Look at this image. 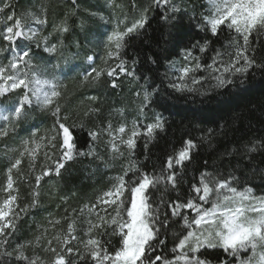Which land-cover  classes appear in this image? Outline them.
Instances as JSON below:
<instances>
[{
	"label": "snow or ice",
	"instance_id": "snow-or-ice-1",
	"mask_svg": "<svg viewBox=\"0 0 264 264\" xmlns=\"http://www.w3.org/2000/svg\"><path fill=\"white\" fill-rule=\"evenodd\" d=\"M181 3L183 0H149L130 26L120 29L117 25L106 35L100 58L103 66H91L82 83H98L107 76L110 86L118 88L121 76L140 80L121 55L128 37L139 34L149 22V13L157 9L165 23L178 22V14H187ZM208 5L199 27L212 37L227 33V43L223 49H213L214 54L205 60L212 41H197L181 49L183 64L170 61L168 71L158 80L144 77L135 93L140 100V117L146 118L162 101L172 99L173 93L185 99L191 94L204 96L243 86L255 69L264 70V60H257V51L264 44V0H208ZM27 15L31 23L17 18L11 0H0V121L4 122L0 139L15 133L33 109L50 113L53 125L51 135L23 140L18 156L7 167L6 182L0 187V264H264V193L257 194L241 178L243 168H254L253 154L264 148V141L245 146L231 172L205 170L191 182L186 179V166L197 148L192 139L185 140L150 170L134 158L141 138L147 159L149 142L157 131H163L165 120L158 112L146 124L135 119L131 125H114L109 119L87 130L91 143L86 148L78 146L77 125L67 123L70 117L62 115L61 89L66 86L61 80L60 62H45L42 55H55L62 47L59 34L69 29L61 23L45 32L46 15L34 11ZM191 15L195 18V6ZM95 59L94 55L87 56L88 62ZM149 60L157 63L155 58ZM99 111L91 108L84 116L98 115ZM100 144L108 150L107 161L96 151ZM86 156L103 161L105 167L121 158L127 163L94 202L71 212L66 207L64 216L50 217L32 240L13 244L21 221L40 206L44 178L60 176L67 162ZM25 159L28 174L21 169ZM261 175L264 177V170ZM20 182L30 185L29 199L24 203L20 202ZM185 184L187 191L181 193ZM170 192L175 193L174 198L169 197ZM113 237L118 238L116 245L112 244ZM37 249L50 254L51 259L41 256Z\"/></svg>",
	"mask_w": 264,
	"mask_h": 264
},
{
	"label": "trees",
	"instance_id": "trees-1",
	"mask_svg": "<svg viewBox=\"0 0 264 264\" xmlns=\"http://www.w3.org/2000/svg\"><path fill=\"white\" fill-rule=\"evenodd\" d=\"M29 1L11 0L17 17ZM35 1L45 6L48 30H52L57 23L67 25L68 32L59 34L65 40L70 41L72 37L84 43L95 29L90 27L92 24L89 18L85 17V12L75 11L77 4L83 7L90 6L89 0H75V3L73 0ZM127 3L129 8L133 7V4H137V8L144 5L142 0L132 2L127 0ZM180 6L187 9V14H178L180 16L178 22L165 23L160 19V11L157 9L149 13V22L139 34L128 37L121 55L127 60L129 69H134L136 75L141 77L140 80L121 76L117 80L118 88L110 86L111 78L107 76H103L94 84L82 83V78L69 80L65 84L66 87L61 89L63 96L60 104L62 115L70 117L67 123L77 125L74 132L78 146L84 148L91 143L87 130L110 119L113 110H122L126 122L130 125L135 119H140L144 124L149 123L155 113H160L165 120V127L163 131H157L155 138L149 142L148 158L145 159L144 138L138 141L134 158L146 170H150L154 165L159 166L167 155L179 149L185 140L192 139L197 148L193 152L192 161L186 166V179L191 182L192 177H198L205 170L209 172L219 170L225 174L231 172L236 162L241 159L245 146L264 141V70L255 69L243 86L216 90L204 96L191 94L185 99L173 93L172 99L162 101L154 111L147 113L146 118L140 117L138 113L140 100L135 93L140 90L144 77L150 76L158 80L168 71L170 61H175L177 66L182 64L181 49L197 41L201 44L205 40L212 41L209 52L204 54L205 60L214 54L213 49H223L228 41L227 33L212 37L209 32L199 27L201 16L208 13L206 0H183ZM193 6L195 18L191 15ZM53 38L55 39V36ZM149 57L155 58L157 63H151ZM257 60L258 62L264 60V44L257 51ZM204 87H207V84ZM92 97L96 99H91ZM91 108H99V114L86 118L84 113ZM31 113L29 124L21 120L15 133L0 139V187L6 182L7 167L18 156V150L22 149L23 139L38 140L45 134H52L50 130L53 117L50 113L38 109H33ZM82 123L85 125L83 129L79 127ZM28 127L29 130L26 129ZM97 148V152L107 156L104 158L105 161L109 160L107 148L103 144ZM253 160L254 168H243L244 175L241 178L250 183L257 194H261L264 193V177L261 175V170H264V148L253 154ZM37 163L39 165V159ZM126 163L127 160L121 158L112 162L111 167H105L104 162L94 157H76L66 163L65 168L61 169L60 176L45 177L40 186V206L30 211L21 221L12 243L20 244L32 240L40 233L42 227L47 226L50 217L64 216L66 207L71 212L72 209L78 210L84 204L94 202L112 183L109 178L121 174L122 165ZM21 169L24 173H29L27 159L21 165ZM236 174L240 176L241 172ZM13 175L15 176V172ZM29 175L33 176L34 173ZM32 183L34 184V180ZM19 187L20 202L24 203L29 199L30 185L20 182ZM180 191L186 192L187 184ZM158 195L154 194L157 197ZM174 196L175 193H169L170 198ZM175 228L179 230L178 225H175ZM117 240L118 238L113 237L112 244L116 245ZM37 252L46 259H51L50 254L43 253L40 249H37Z\"/></svg>",
	"mask_w": 264,
	"mask_h": 264
},
{
	"label": "rangeland",
	"instance_id": "rangeland-1",
	"mask_svg": "<svg viewBox=\"0 0 264 264\" xmlns=\"http://www.w3.org/2000/svg\"><path fill=\"white\" fill-rule=\"evenodd\" d=\"M89 2H90L89 4H91L90 5L91 7L90 6L83 7L77 4L75 8L76 9L75 11L78 13L81 11L85 12V17L86 18L88 17L90 23L92 24L90 27L95 28L89 34L88 38L84 41V43H80L78 40L72 37L70 38V41L67 39L65 40L64 37L60 36L62 40V47L58 49V52L55 55L42 54L45 57V62L48 61H51V63H56L57 61L60 62L63 73L61 75V80L64 85L69 80L82 78L85 72L88 71L91 66H97V67L103 66L102 60L100 58L104 55V51H105L104 44L106 42V35L110 34L111 31L117 27V25H119L120 29H123L126 26H130L132 21L138 18L143 7L149 3V0H142V2H144V5H141L142 8L141 7L137 8L138 7L137 4H136L137 7L135 6L129 8L127 0L125 1L115 0V5H119V7H116L113 4V0H89ZM130 2H132V0H130ZM206 2H207V12H208L209 11L208 0H206ZM44 8H45L44 5H40L35 0H30L27 5H24L21 14L17 18H23L25 23H31V19L30 17H28L27 13L29 11H34L36 12L37 15L44 16L47 14ZM93 13H95V15H93ZM101 17H103V19ZM0 19H2V16H0ZM58 24L59 23H57V25ZM47 25L44 27V31L51 32L52 30L47 29ZM2 26L3 25L0 24V27ZM53 40L55 39L53 38ZM88 55H94L96 59L93 62H88L87 61ZM0 103H3V101H0ZM31 115L32 113L30 112L28 118L22 120H24L25 123L29 124L30 119L32 117ZM110 119L112 120L114 125L120 122L127 121L126 118L124 117V112L123 115H121V111L119 109L111 111ZM3 123H4L3 121H0V125H2ZM27 124L26 126H28ZM26 129L29 130V127ZM25 139L27 138H24L23 140ZM101 154L103 155V153ZM104 158H107V156L104 155ZM99 161L103 163V161L101 160ZM105 169H109V168H105ZM109 179L112 180V177H110Z\"/></svg>",
	"mask_w": 264,
	"mask_h": 264
}]
</instances>
